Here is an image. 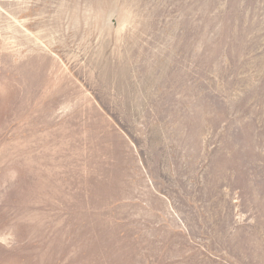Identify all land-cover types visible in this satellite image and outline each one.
I'll return each mask as SVG.
<instances>
[{
  "label": "rangeland",
  "instance_id": "374dc122",
  "mask_svg": "<svg viewBox=\"0 0 264 264\" xmlns=\"http://www.w3.org/2000/svg\"><path fill=\"white\" fill-rule=\"evenodd\" d=\"M0 264H264V0H0Z\"/></svg>",
  "mask_w": 264,
  "mask_h": 264
}]
</instances>
